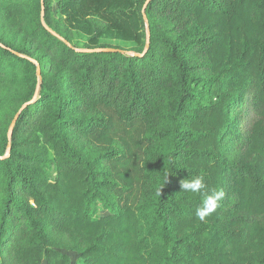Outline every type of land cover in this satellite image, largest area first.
I'll list each match as a JSON object with an SVG mask.
<instances>
[{
	"label": "trees",
	"instance_id": "trees-1",
	"mask_svg": "<svg viewBox=\"0 0 264 264\" xmlns=\"http://www.w3.org/2000/svg\"><path fill=\"white\" fill-rule=\"evenodd\" d=\"M70 252L264 264V0H0V264Z\"/></svg>",
	"mask_w": 264,
	"mask_h": 264
},
{
	"label": "clouds",
	"instance_id": "clouds-1",
	"mask_svg": "<svg viewBox=\"0 0 264 264\" xmlns=\"http://www.w3.org/2000/svg\"><path fill=\"white\" fill-rule=\"evenodd\" d=\"M167 179L168 175L165 177V183ZM162 188L157 191V196H161ZM180 188L181 192L199 193L202 196L201 204L196 209V217L202 222L205 221L206 218L213 212H215L225 196L223 190L209 189L203 175H198L191 179L187 178L181 180Z\"/></svg>",
	"mask_w": 264,
	"mask_h": 264
},
{
	"label": "rangeland",
	"instance_id": "rangeland-1",
	"mask_svg": "<svg viewBox=\"0 0 264 264\" xmlns=\"http://www.w3.org/2000/svg\"><path fill=\"white\" fill-rule=\"evenodd\" d=\"M111 41L112 40L109 38V40L106 41V45H109V46L112 45ZM226 148L228 149L227 157H229L230 159H235L240 154L238 144L235 141H232V142L227 141ZM98 210H99L101 216L108 215V212L105 210V207L101 203H98ZM68 254L71 256L73 264H76V262L78 260V255L76 253H72V252H70Z\"/></svg>",
	"mask_w": 264,
	"mask_h": 264
},
{
	"label": "water",
	"instance_id": "water-1",
	"mask_svg": "<svg viewBox=\"0 0 264 264\" xmlns=\"http://www.w3.org/2000/svg\"><path fill=\"white\" fill-rule=\"evenodd\" d=\"M117 50H114V49H102V50H98V52H116ZM36 63V62H34ZM37 70H38V78L41 79V71H40V66L37 64ZM37 93H38V90H37ZM28 105H25L21 111H23ZM20 114V113H19ZM19 114L16 116V118L14 119V121L12 122L11 124V127H10V130H9V138H11V136L13 135L14 133V127H15V124L17 122V119L19 117Z\"/></svg>",
	"mask_w": 264,
	"mask_h": 264
}]
</instances>
